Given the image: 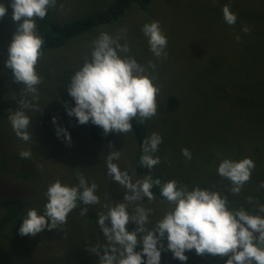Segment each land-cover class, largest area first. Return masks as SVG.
<instances>
[{"label": "rangeland", "instance_id": "rangeland-1", "mask_svg": "<svg viewBox=\"0 0 264 264\" xmlns=\"http://www.w3.org/2000/svg\"><path fill=\"white\" fill-rule=\"evenodd\" d=\"M10 2L0 0L8 8L0 20V103L17 100L14 79L5 66L17 29ZM116 2L56 0L55 6L49 8V20L57 25L75 23L108 11ZM225 5L237 15L235 25L224 21ZM259 15L264 16V0H154L146 12L138 5L132 6L118 22L82 34L63 48L43 53L36 66L42 81L38 85L39 99L25 95V86L21 84V99L31 101L32 107L20 109L19 106L0 115V201L7 203L0 205V224L6 221L0 233V264H101L99 257L107 240L98 224V214H106L117 203L128 204L124 196L131 194L109 176L110 152L120 151L119 159L112 162L121 171H127L133 183L146 178L138 173L141 147L136 131H141L146 140L154 132L162 137L158 151L153 153V158L159 157L161 162L147 168L151 174L161 173L164 183L175 180L189 191L199 187L219 192L222 198L227 197L228 205L231 201L236 203L237 198L231 192V181L218 174V167L225 159L239 162L250 158L261 179L259 195L250 203L256 208L264 205V187H261L264 153H260V160L258 153H248L246 149V144L253 141L258 146L259 108L256 105L247 111L244 104L247 96L242 88L245 76L264 75V22L259 20ZM153 21L160 23L168 40L167 55L160 58L150 51L148 38L142 32L143 26ZM245 27L247 32L243 30ZM102 32L119 36L121 44L129 45L130 52L121 53L122 57H134L145 67L149 61L156 65L147 74L155 78L154 84L160 89L157 114L145 122L133 119L138 127L124 134L106 135L91 122L80 125L67 114L65 107L66 104L75 107L67 91L71 77L86 59L91 60L93 41ZM221 76H227V85L221 84L222 91L217 92L210 79ZM220 97L223 102L217 100ZM174 102L179 108L170 115L168 106ZM17 110H23L31 121L27 129L31 138L27 142L17 137L8 119ZM58 128L70 133V143L63 133L57 135ZM234 131L232 139L229 133ZM185 148L191 152L190 160L182 155ZM21 151H30L31 156L23 159L19 155ZM81 175L89 186L93 182L98 185L95 194L100 198L99 204L89 205L86 216H82L80 211L87 206L78 201L67 223L58 229L44 230L35 237L19 234L28 210L44 213L48 202L45 193L50 185L59 180L62 185L78 186ZM143 199L128 204L127 210L130 215L135 214L137 206L148 210L149 222L145 227L149 230L174 208L165 198H153L151 203ZM245 204L230 211L245 209L249 206ZM136 228L135 223L128 225L130 232ZM163 244L166 249V238ZM142 248L140 245L137 251ZM185 255L186 264H226L227 260L210 254L200 256L195 250ZM161 264L184 262L174 259L171 251H162Z\"/></svg>", "mask_w": 264, "mask_h": 264}, {"label": "clouds", "instance_id": "clouds-1", "mask_svg": "<svg viewBox=\"0 0 264 264\" xmlns=\"http://www.w3.org/2000/svg\"><path fill=\"white\" fill-rule=\"evenodd\" d=\"M55 3L56 0L10 2L12 19L17 29L8 48L5 66L11 69L15 82L25 86L24 94H31L36 100L39 99L38 85L42 83L36 66L43 55L44 41L36 33L35 20H43ZM7 12L8 8L0 4V20ZM223 18L230 26L237 23V15L230 10L229 5L223 7ZM243 30L248 31L247 27ZM142 32L148 38L150 51L155 57L167 55L165 49L168 40L158 21L145 24ZM120 39L119 36L113 37L102 32L93 41L91 60L86 59L82 68L74 72L67 89L75 102V107L65 105L67 114L75 117L80 125L91 122L101 127L106 135L130 132L133 119L145 122L157 114L160 89L154 84L155 78L147 74L148 69L154 70L156 65L149 61L145 67L134 57H122L121 53L127 54L130 47L127 43L121 44ZM31 107V101H20V109ZM36 110L39 111L38 108ZM8 119L17 137L29 141L31 137L27 129L31 121L25 112L17 110ZM52 122L57 123L55 117ZM61 133L70 143V133L58 128L57 135ZM161 143L162 137L155 132L143 142L144 154L140 163L144 167L151 169L161 162L159 157L153 158V153L158 151ZM181 151L187 159L192 158L187 148ZM19 155L27 159L31 152L21 151ZM119 156L120 151L110 152L107 168L109 176L131 193L125 194L124 201L130 204L143 197L152 200V188L154 185L160 186L161 181H153L151 176H147L143 181L133 183L128 172L121 171L112 162ZM254 169L255 163L250 158L239 162L225 159L217 171L221 177L231 181V192L239 194ZM78 179V186L62 185L59 180L50 185L45 193L48 202L44 206V213L41 215L36 209L28 210L19 234L35 237L44 230L58 229L67 223L68 215L78 207V201L87 206L81 209L82 216H86L89 205L99 204L100 198L95 194L98 185L93 182L89 186L83 175ZM161 195L174 208L157 221L151 230L145 227L149 222V211L142 206H137L135 214L130 215L128 204L121 202L109 208L106 214H98V224L107 240L103 254L99 257L101 264H161L162 251H171L174 259L186 264L188 256L185 253L192 250L200 256L210 254L227 257L226 264H264V217L250 215L243 209L230 211L227 197L222 198L219 192L199 187L189 191L175 180L161 186ZM249 202H252L251 197ZM259 211L264 212V205H259ZM130 223L137 225L131 232L128 230ZM165 238L166 249L163 244ZM140 245L143 246L142 251H137Z\"/></svg>", "mask_w": 264, "mask_h": 264}, {"label": "trees", "instance_id": "trees-1", "mask_svg": "<svg viewBox=\"0 0 264 264\" xmlns=\"http://www.w3.org/2000/svg\"><path fill=\"white\" fill-rule=\"evenodd\" d=\"M154 0H117V2L106 12H102L99 14L90 15L88 17H85L84 19L77 21L75 23L60 25V24H53L51 20H49L50 17V9H48L47 16L41 20L37 18L36 21V32L39 37H41L44 41L43 47H42V53H45L48 50H54L65 47L70 41L73 39L81 36L82 34L91 32L93 30H96L102 26L110 25L112 23L118 22L122 18H124L127 11H129L132 6L138 5L140 8H142L143 11L146 12V10L149 8L151 3ZM259 20L264 22V16L259 15ZM261 34L259 33V45L261 43ZM214 59H218L215 57ZM10 73L12 74L13 81H14V89L17 94V100L14 101H3L0 103V115L7 111V110H15L19 108L21 96H20V88L21 84H18L15 82V78L13 76V73L10 69ZM211 82H213V87L217 92H221V84L223 86L227 85V76H221L216 79L215 77H212L210 79ZM244 96H247V100L244 102V104L247 106V111L254 108L256 105L259 108V142L258 146L255 144V142L247 143L246 149L248 153H258L260 155L261 160V154L264 153V75L262 76H254L251 78L250 76L244 77ZM221 102H223V97H220L217 99ZM179 106H177V103H169L168 110L170 112V115L174 114L178 110ZM255 119V118H254ZM131 121L132 123V129H134L137 124ZM138 127V126H137ZM136 138L137 141L141 147V151L138 154L137 160L139 161L141 156L144 154L142 151V145L143 142L146 140L144 136L142 135L141 131H136ZM235 135L234 132H230L229 136L233 139V136ZM236 145V149H239V145ZM231 146V144H230ZM234 150V152L236 151ZM177 152V151H176ZM259 160V161H260ZM140 171L138 172L141 175L151 176L153 178V181L156 179H159L161 181L160 186H154L152 188L153 196L154 198H164L161 195V186L164 184L163 182V176L160 174H157V176H154L151 174V172L144 167L142 164H140ZM259 182H261V179L259 178V173L255 170L252 171L251 178L248 182L244 184L239 194H235L236 196V203L231 201V204L228 205L229 210L233 209L235 206H243L245 203H247L249 206H246L245 210L248 214L253 216H261L264 217V212L259 211V207H252V203L249 202V197L252 198V200H255L259 195ZM249 191H251L249 193ZM261 194V191H260ZM247 197L246 200H244V197ZM166 199V198H165ZM143 201L145 203H151L152 200H149L147 197H144ZM7 203L1 202L0 205H4ZM13 205L12 203H9ZM259 204V203H258ZM246 205V204H245ZM256 205V204H254ZM6 224V221L0 224V233L3 229L4 225Z\"/></svg>", "mask_w": 264, "mask_h": 264}]
</instances>
